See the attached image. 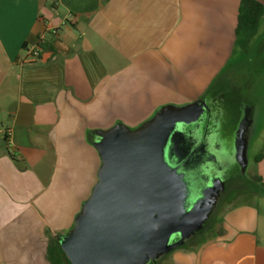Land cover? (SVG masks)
<instances>
[{"label":"crops","instance_id":"1","mask_svg":"<svg viewBox=\"0 0 264 264\" xmlns=\"http://www.w3.org/2000/svg\"><path fill=\"white\" fill-rule=\"evenodd\" d=\"M239 7L240 0H0V264H51L49 246L73 230L97 183L100 133L134 131L162 110L198 106L221 83L235 85ZM258 50L264 56V42ZM247 107L238 124L245 123L244 166L233 148L244 175L251 141L260 146L245 178L253 190L217 213L218 200L209 225L154 263L264 264V117Z\"/></svg>","mask_w":264,"mask_h":264},{"label":"water","instance_id":"2","mask_svg":"<svg viewBox=\"0 0 264 264\" xmlns=\"http://www.w3.org/2000/svg\"><path fill=\"white\" fill-rule=\"evenodd\" d=\"M196 107L165 109L134 131L118 125L98 135L102 165L97 183L73 230L58 239L70 264L154 263L202 230L222 183L213 181L188 205L191 194L183 175L164 160L175 125L186 122ZM244 133L241 123L234 143L241 167Z\"/></svg>","mask_w":264,"mask_h":264},{"label":"flooded vegetation","instance_id":"3","mask_svg":"<svg viewBox=\"0 0 264 264\" xmlns=\"http://www.w3.org/2000/svg\"><path fill=\"white\" fill-rule=\"evenodd\" d=\"M196 109L186 116V122L175 125L164 160L183 175L191 194L188 205L215 180L223 185L220 203L245 189L233 145L238 124L249 108L240 88L224 83L205 94Z\"/></svg>","mask_w":264,"mask_h":264},{"label":"rangeland","instance_id":"4","mask_svg":"<svg viewBox=\"0 0 264 264\" xmlns=\"http://www.w3.org/2000/svg\"><path fill=\"white\" fill-rule=\"evenodd\" d=\"M263 6H264V0ZM242 41L243 38L241 37ZM264 42V18L261 20L260 28L256 35L252 36L245 49L241 43L238 42L236 51L231 61L229 70L234 74L235 85L240 88L244 101L247 104L255 105L259 113V117H264V56L259 54L258 42ZM263 57V58H262ZM261 58V59H259ZM225 83V82H224ZM219 85H222L219 84ZM264 121V120H263ZM263 125V124H262ZM262 127V126H261ZM175 139L172 140L171 145H174ZM259 144L251 141V148L248 150V159L251 161L246 173L241 176V182L246 189L253 190V183L248 182L245 178L254 175V168L252 166L255 155L259 153ZM239 194V195H238ZM243 195L238 191L236 195H231L224 198L218 205L217 213L225 203V201L233 200L234 202H241ZM216 213V214H217ZM215 213L209 218L207 225H209L216 217ZM193 238H191L192 240Z\"/></svg>","mask_w":264,"mask_h":264},{"label":"trees","instance_id":"5","mask_svg":"<svg viewBox=\"0 0 264 264\" xmlns=\"http://www.w3.org/2000/svg\"><path fill=\"white\" fill-rule=\"evenodd\" d=\"M264 16V6L256 0H240L238 13V24L236 29L237 44L241 43L245 47L247 39L256 35L259 23ZM243 38L241 41L240 38ZM259 158L255 157L254 162H258ZM48 257L51 264H59L64 261L70 264L60 249L59 242L54 241L48 248ZM157 264V263H154Z\"/></svg>","mask_w":264,"mask_h":264},{"label":"built area","instance_id":"6","mask_svg":"<svg viewBox=\"0 0 264 264\" xmlns=\"http://www.w3.org/2000/svg\"><path fill=\"white\" fill-rule=\"evenodd\" d=\"M52 33L55 34L56 32L53 31ZM39 54H40V50H39V48H37V49L32 50L30 52L29 56L32 57V58H34V59H38ZM25 59L20 60V63L23 64L25 62Z\"/></svg>","mask_w":264,"mask_h":264}]
</instances>
